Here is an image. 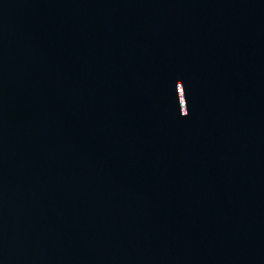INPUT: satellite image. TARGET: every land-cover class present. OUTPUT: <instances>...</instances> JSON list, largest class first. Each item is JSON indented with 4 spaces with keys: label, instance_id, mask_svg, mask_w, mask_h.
Wrapping results in <instances>:
<instances>
[{
    "label": "water",
    "instance_id": "obj_1",
    "mask_svg": "<svg viewBox=\"0 0 264 264\" xmlns=\"http://www.w3.org/2000/svg\"><path fill=\"white\" fill-rule=\"evenodd\" d=\"M122 264H264V99L189 195Z\"/></svg>",
    "mask_w": 264,
    "mask_h": 264
}]
</instances>
